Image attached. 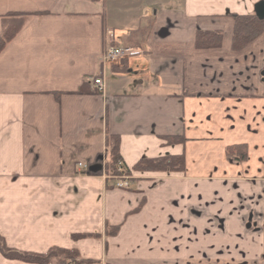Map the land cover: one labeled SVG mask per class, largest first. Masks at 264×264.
I'll list each match as a JSON object with an SVG mask.
<instances>
[{
  "label": "crops",
  "instance_id": "0c3cea01",
  "mask_svg": "<svg viewBox=\"0 0 264 264\" xmlns=\"http://www.w3.org/2000/svg\"><path fill=\"white\" fill-rule=\"evenodd\" d=\"M259 1L0 0V33L1 17L30 15L0 51L6 247L83 264H264V32L231 47L234 17ZM198 30L221 46L195 48ZM110 46L140 53L109 63ZM235 144L245 161L227 157ZM114 145L130 190L103 175ZM178 154L181 171L142 169ZM0 264L38 263L0 252Z\"/></svg>",
  "mask_w": 264,
  "mask_h": 264
},
{
  "label": "trees",
  "instance_id": "16d2710c",
  "mask_svg": "<svg viewBox=\"0 0 264 264\" xmlns=\"http://www.w3.org/2000/svg\"><path fill=\"white\" fill-rule=\"evenodd\" d=\"M28 14H8L1 17L0 51L18 33L25 24ZM264 32V20H260L255 14L237 15L234 17L233 34L231 47L234 51H240L250 44L255 38ZM222 34L219 31L198 30L195 33L194 46L197 49L218 48L221 46ZM173 142V141H171ZM177 143H182L183 139L176 136ZM227 157L235 162H243L247 158L246 146L235 144L226 147ZM120 161L119 150L114 145L109 154L106 169H116V164ZM142 169H162L168 171H181L184 169V157L182 154L163 158L157 162L145 161ZM139 168V167H138ZM140 169V168H139ZM0 252L9 258L22 260L28 263H53V264H83L78 259L77 253L73 250L63 248H52L45 254L17 253L9 250L0 237ZM73 260V263L70 262ZM88 262V261H85Z\"/></svg>",
  "mask_w": 264,
  "mask_h": 264
},
{
  "label": "built area",
  "instance_id": "2783aa9c",
  "mask_svg": "<svg viewBox=\"0 0 264 264\" xmlns=\"http://www.w3.org/2000/svg\"><path fill=\"white\" fill-rule=\"evenodd\" d=\"M140 53L139 49L126 46V47H114L110 46L106 49L103 60L105 62L112 63L118 59H123L127 57H135ZM94 84L97 86L98 89L102 88V83L100 79H95ZM81 165V164H79ZM113 174L112 177L116 180L114 184L117 188H126L130 185L131 177L125 170V167L121 161L116 164V169L112 170Z\"/></svg>",
  "mask_w": 264,
  "mask_h": 264
},
{
  "label": "rangeland",
  "instance_id": "374dc122",
  "mask_svg": "<svg viewBox=\"0 0 264 264\" xmlns=\"http://www.w3.org/2000/svg\"><path fill=\"white\" fill-rule=\"evenodd\" d=\"M126 168V167H125ZM127 169V168H126ZM112 174H113V172H112V170H105V172L103 173V175H104V177L106 178V180H110V181H112L114 184L116 183V180L112 177ZM128 175L131 177V179H130V185H129V187H126V188H118V189H125V190H130L131 188H132V182L134 181V180H136V177L134 176V174L132 173V172H128ZM112 183V184H113ZM207 242H210V239H207ZM70 262H72L73 263V260H70Z\"/></svg>",
  "mask_w": 264,
  "mask_h": 264
},
{
  "label": "water",
  "instance_id": "95a60500",
  "mask_svg": "<svg viewBox=\"0 0 264 264\" xmlns=\"http://www.w3.org/2000/svg\"><path fill=\"white\" fill-rule=\"evenodd\" d=\"M254 13L260 20H264V0H261L256 3ZM97 168V166H91L89 169L95 171L97 170Z\"/></svg>",
  "mask_w": 264,
  "mask_h": 264
},
{
  "label": "flooded vegetation",
  "instance_id": "af4514ba",
  "mask_svg": "<svg viewBox=\"0 0 264 264\" xmlns=\"http://www.w3.org/2000/svg\"><path fill=\"white\" fill-rule=\"evenodd\" d=\"M261 229H262V231H264V225L262 226V228H261Z\"/></svg>",
  "mask_w": 264,
  "mask_h": 264
}]
</instances>
